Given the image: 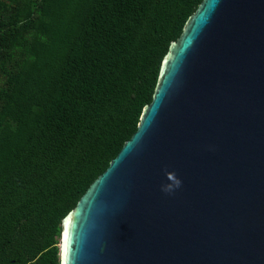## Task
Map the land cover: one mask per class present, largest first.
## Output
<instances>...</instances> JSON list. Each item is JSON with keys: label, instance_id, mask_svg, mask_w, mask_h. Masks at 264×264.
Returning <instances> with one entry per match:
<instances>
[{"label": "water", "instance_id": "1", "mask_svg": "<svg viewBox=\"0 0 264 264\" xmlns=\"http://www.w3.org/2000/svg\"><path fill=\"white\" fill-rule=\"evenodd\" d=\"M60 238V264H264V0L200 2Z\"/></svg>", "mask_w": 264, "mask_h": 264}, {"label": "trees", "instance_id": "2", "mask_svg": "<svg viewBox=\"0 0 264 264\" xmlns=\"http://www.w3.org/2000/svg\"><path fill=\"white\" fill-rule=\"evenodd\" d=\"M42 1L0 8V122L25 66L30 104L46 99L40 116L28 108L13 124L23 131L34 122L0 179V264H60L53 226L136 131L171 42L202 0H181L171 13L167 0H81L82 12L62 15L54 34L35 29Z\"/></svg>", "mask_w": 264, "mask_h": 264}, {"label": "rangeland", "instance_id": "3", "mask_svg": "<svg viewBox=\"0 0 264 264\" xmlns=\"http://www.w3.org/2000/svg\"><path fill=\"white\" fill-rule=\"evenodd\" d=\"M94 0H86L84 4L86 6L90 5ZM181 0H167V6L169 7L171 13L173 8H176ZM81 0H43L40 4L42 15L35 22L36 31L41 30L44 32L45 30L49 33L55 32L57 26L61 23L60 19L62 15L66 17V19L75 18L82 12L78 9L79 5H83L80 3ZM16 5V0H2L0 1V8L9 9ZM182 7H178L177 11H180ZM23 15L26 13L25 8L22 9ZM167 13V14H169ZM167 14L165 16H167ZM63 34L69 30L68 20L64 21ZM151 27L157 26L156 23H152ZM147 30V26L145 28ZM62 34V35H63ZM61 35V36H62ZM43 43H34L33 49L35 50V55L40 56L43 55ZM164 46L161 47L160 51H163ZM163 48V49H162ZM159 51V52H160ZM156 54L155 61L150 64L149 73H153L155 66L158 62V54ZM29 67L25 66L21 71L18 83L13 90L9 100L8 106L5 111L4 120H2L0 127V179L5 175L14 163L11 161V155L19 156L21 151L25 148V143L29 139L30 135L33 131L34 122L31 123L30 127H26L23 131H19L18 127L13 126L17 120L26 115L28 112L31 116H34L36 119L43 112L45 108V100H40L38 104L32 105L31 97H33V91L31 89L30 84L27 82L29 79ZM39 97V96H38ZM29 105V107H28ZM61 220H58L53 226V231L56 240V247L59 252V260H60V245H61Z\"/></svg>", "mask_w": 264, "mask_h": 264}, {"label": "clouds", "instance_id": "4", "mask_svg": "<svg viewBox=\"0 0 264 264\" xmlns=\"http://www.w3.org/2000/svg\"><path fill=\"white\" fill-rule=\"evenodd\" d=\"M180 185H181V181H180L179 179H177V180L175 181V187H176V188H179ZM172 190H173V189H172V188H169L167 185H165V186L162 187V191H164V192H170V191H172Z\"/></svg>", "mask_w": 264, "mask_h": 264}]
</instances>
